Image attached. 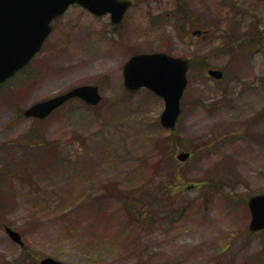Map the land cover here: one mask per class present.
<instances>
[{
    "label": "rangeland",
    "instance_id": "rangeland-1",
    "mask_svg": "<svg viewBox=\"0 0 264 264\" xmlns=\"http://www.w3.org/2000/svg\"><path fill=\"white\" fill-rule=\"evenodd\" d=\"M131 1L117 27L71 6L0 86V264H264L247 205L264 193V0ZM154 52L189 61L173 131L161 98L123 86ZM86 84L98 105L25 117Z\"/></svg>",
    "mask_w": 264,
    "mask_h": 264
},
{
    "label": "water",
    "instance_id": "water-1",
    "mask_svg": "<svg viewBox=\"0 0 264 264\" xmlns=\"http://www.w3.org/2000/svg\"><path fill=\"white\" fill-rule=\"evenodd\" d=\"M72 4H79L96 16L111 14V23L119 24L130 6L124 0H0V84L24 67L40 51L44 40L52 31V20L60 17ZM188 62L162 52L133 55L122 67L123 85L129 91L141 87L151 90L164 101L160 124L174 129L180 113V98L187 84ZM208 74L221 79L220 70H208ZM79 98L96 105L101 96L98 87L82 85L55 97L37 102L24 111L25 117L44 119L64 102ZM184 161L187 153L177 155ZM251 214L250 231L264 228V194L252 196L248 201ZM8 236L22 245L20 234L7 227ZM40 264H64L50 257Z\"/></svg>",
    "mask_w": 264,
    "mask_h": 264
},
{
    "label": "flooded vegetation",
    "instance_id": "flooded-vegetation-1",
    "mask_svg": "<svg viewBox=\"0 0 264 264\" xmlns=\"http://www.w3.org/2000/svg\"><path fill=\"white\" fill-rule=\"evenodd\" d=\"M130 1H131V0H130ZM131 5H132V1H131ZM195 33L198 35V34H201L202 31L197 30ZM196 34H195V35H196Z\"/></svg>",
    "mask_w": 264,
    "mask_h": 264
},
{
    "label": "trees",
    "instance_id": "trees-1",
    "mask_svg": "<svg viewBox=\"0 0 264 264\" xmlns=\"http://www.w3.org/2000/svg\"><path fill=\"white\" fill-rule=\"evenodd\" d=\"M248 39V38H247Z\"/></svg>",
    "mask_w": 264,
    "mask_h": 264
}]
</instances>
